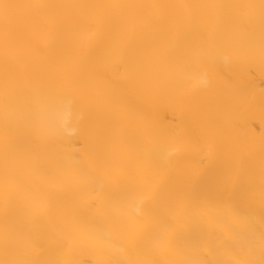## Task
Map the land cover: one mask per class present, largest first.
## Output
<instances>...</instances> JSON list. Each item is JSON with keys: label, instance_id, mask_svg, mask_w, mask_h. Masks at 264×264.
<instances>
[{"label": "bare ground", "instance_id": "bare-ground-1", "mask_svg": "<svg viewBox=\"0 0 264 264\" xmlns=\"http://www.w3.org/2000/svg\"><path fill=\"white\" fill-rule=\"evenodd\" d=\"M0 264H264V0H0Z\"/></svg>", "mask_w": 264, "mask_h": 264}, {"label": "clouds", "instance_id": "clouds-1", "mask_svg": "<svg viewBox=\"0 0 264 264\" xmlns=\"http://www.w3.org/2000/svg\"><path fill=\"white\" fill-rule=\"evenodd\" d=\"M72 131H74V130H69V134H71Z\"/></svg>", "mask_w": 264, "mask_h": 264}]
</instances>
